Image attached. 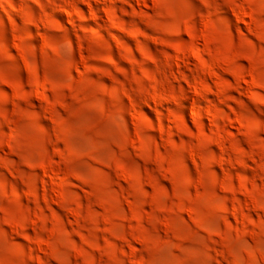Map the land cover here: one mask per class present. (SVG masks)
Listing matches in <instances>:
<instances>
[{"label":"rangeland","instance_id":"rangeland-1","mask_svg":"<svg viewBox=\"0 0 264 264\" xmlns=\"http://www.w3.org/2000/svg\"><path fill=\"white\" fill-rule=\"evenodd\" d=\"M0 264H264V0H0Z\"/></svg>","mask_w":264,"mask_h":264},{"label":"bare ground","instance_id":"bare-ground-1","mask_svg":"<svg viewBox=\"0 0 264 264\" xmlns=\"http://www.w3.org/2000/svg\"><path fill=\"white\" fill-rule=\"evenodd\" d=\"M111 66H112V67H115V66H116V63H115V62H112V63H111ZM118 163H119V164H123L122 162H118Z\"/></svg>","mask_w":264,"mask_h":264}]
</instances>
